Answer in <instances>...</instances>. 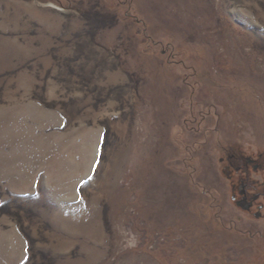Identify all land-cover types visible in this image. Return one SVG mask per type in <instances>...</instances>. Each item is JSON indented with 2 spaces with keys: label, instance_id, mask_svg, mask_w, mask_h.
I'll list each match as a JSON object with an SVG mask.
<instances>
[{
  "label": "rangeland",
  "instance_id": "374dc122",
  "mask_svg": "<svg viewBox=\"0 0 264 264\" xmlns=\"http://www.w3.org/2000/svg\"><path fill=\"white\" fill-rule=\"evenodd\" d=\"M240 181L264 0H0V264H264Z\"/></svg>",
  "mask_w": 264,
  "mask_h": 264
},
{
  "label": "flooded vegetation",
  "instance_id": "af4514ba",
  "mask_svg": "<svg viewBox=\"0 0 264 264\" xmlns=\"http://www.w3.org/2000/svg\"><path fill=\"white\" fill-rule=\"evenodd\" d=\"M244 166L257 168V163L252 158L243 159L241 165L237 166V171L241 170ZM233 189V198L242 209L246 211L254 209L256 217L264 216V202L258 203L259 197H264V193L250 190L249 185L244 181L234 184Z\"/></svg>",
  "mask_w": 264,
  "mask_h": 264
},
{
  "label": "trees",
  "instance_id": "16d2710c",
  "mask_svg": "<svg viewBox=\"0 0 264 264\" xmlns=\"http://www.w3.org/2000/svg\"><path fill=\"white\" fill-rule=\"evenodd\" d=\"M241 157V160H243V159H247L248 157H244V156H240ZM229 159H230V157H229ZM236 159V156H232L231 157V160H228L229 161V166H227V169H229L230 170V168L231 167H233L235 170H237V165L235 166V164H234V160ZM237 160V159H236ZM232 170V169H231ZM230 170V171H231Z\"/></svg>",
  "mask_w": 264,
  "mask_h": 264
}]
</instances>
